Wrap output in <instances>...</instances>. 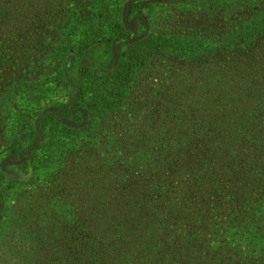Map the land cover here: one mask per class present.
I'll return each instance as SVG.
<instances>
[{"label": "trees", "instance_id": "1", "mask_svg": "<svg viewBox=\"0 0 264 264\" xmlns=\"http://www.w3.org/2000/svg\"><path fill=\"white\" fill-rule=\"evenodd\" d=\"M20 1L24 9L11 17L5 0L0 20L8 14L10 24L26 31L27 49L38 51L29 59L25 45L0 54V68L15 80L16 73L38 69L36 81L46 91L48 82L60 83L58 60L103 46L102 70L92 62L80 67L73 103L46 110L35 124L23 121L22 135L12 136L8 147L14 155L36 141L14 165L31 166L32 182L40 174L59 181L83 166L82 139L101 128L92 159L102 171V191L85 194L96 204L87 221L86 209H74L73 231L89 230L102 243L94 248L92 237L81 256L60 257L50 235L41 233L54 227L40 218L47 213L40 202L22 210L26 216L15 227H0L6 248L0 256L17 247L18 232L28 246L8 255L7 264H151L147 244L169 227L180 228L173 232L180 249L185 246V264H264V0H179L172 10L180 16L139 37L119 18L116 0ZM145 5L151 0L129 2L124 13ZM19 51L23 63L14 57ZM14 79L0 87L1 103L23 90H15ZM135 163L143 166L137 177ZM129 184L136 187L123 194ZM46 196L43 208L57 197L55 191Z\"/></svg>", "mask_w": 264, "mask_h": 264}, {"label": "rangeland", "instance_id": "2", "mask_svg": "<svg viewBox=\"0 0 264 264\" xmlns=\"http://www.w3.org/2000/svg\"><path fill=\"white\" fill-rule=\"evenodd\" d=\"M4 1L5 0H0V5H3ZM8 1H10L11 5L7 8V11L11 17L16 13H20L22 9H24V5H22V8L17 4L18 2H21L20 0ZM133 1L135 0H116V3L119 18L122 20L125 17L127 18L128 26L132 29V31H139V35H137V37L144 36L150 30H155L161 27V25H165L166 21L169 20L171 16L177 17L181 15L180 12L172 10V6L177 4L179 0H151V6L145 5L131 14L126 15L124 13L125 7L127 3ZM168 7L170 8L169 10ZM197 11L199 10L197 9ZM8 14L5 18L0 20V54L4 55L9 46H15L18 49H22L25 45L23 48L24 54L28 59L29 57H34L38 48L32 46L27 49L28 45L25 38L27 34L26 31L24 32L22 27H15L10 24ZM13 19L19 22L16 17H13ZM124 23L126 22L124 21ZM115 48L114 52L116 54L117 49ZM102 53V45L95 46L79 56L73 53H67L65 57L57 61V69L60 71V83L55 85L54 82H48L46 84V87H48L46 91H43L45 82H43L42 79H38L36 81V75L39 72L38 69L25 73V75L20 73V77H18L16 73L14 76L17 79L15 80L11 77V74L7 75L5 70L0 68V82L3 80V82L0 83V87L14 79L16 82L15 90L18 88L23 89L16 95L15 93H11L8 98H6L4 103H1L0 101V163L6 160L3 169L4 182H0V219L6 216L7 213V215H10L7 216L8 218L5 226L0 220V227H4L5 231L8 230L7 228L10 224V227H15L17 224L21 223V215L24 214L27 209L30 210L33 208V205H38L42 202L41 210L43 212L47 210V213L42 215L40 214L39 216L42 221H45L48 225H53L54 228L53 230H51V228L50 230H43L41 233L43 234L44 232V235H50V240H52L55 250H57V253H61L60 257L67 258L69 260H73L72 258L76 252L81 256L84 252L85 245L91 242L92 237L96 239L94 241V248L97 243H102V239L99 241L98 237H95L89 230L84 231L83 236L80 234H77L76 236L73 231V227L76 222V215L73 212L74 209H86L83 221H87L89 216L86 212L90 210V207H95L96 204H88L89 200H86L87 196L85 194L91 189H99L102 185V171L98 174V169L95 167L93 163L94 160L92 159V155L96 150L95 147L101 143L98 132L101 128L94 129L91 135L84 136L82 139V142H85V144H83L84 146L81 151L80 148L78 150L80 151L78 166H80V161L84 159L83 166L79 169L67 172V174L63 176V179L59 181H57L54 175H50V179L44 180L42 178V174H40L41 176L37 178L35 182H32L30 177L33 178L35 170L32 172L31 166H28L26 170L20 169L18 166L14 165L16 161L13 160V158L15 157L18 160L19 156H26L28 152L35 148L36 141L32 144H24L25 146L21 149V151L13 155V153L10 154L11 151L8 148L9 140L12 136L20 137L22 135L21 128L19 126L23 121L35 124L38 116L46 110H58L60 104L62 103H73L79 80L78 76L80 67L84 64L92 62L95 65H99V70H102ZM17 56H19L18 62L23 63V53L19 51L16 55H14V57ZM112 59L113 61H116L118 57L116 59L115 56ZM51 68H53V66ZM12 70L13 68L11 71ZM15 70L17 69L15 68ZM43 71L47 72L46 69ZM6 81L7 83H5ZM2 93L3 92L0 91V95ZM41 138L43 137H39V139ZM6 151L8 152V155H6ZM86 163L89 164L84 165ZM86 166L88 168L87 173H83L82 171ZM131 167H133V173L135 177H137L142 171L143 166L135 163L132 164ZM31 173L32 175L29 176ZM7 181L9 184L6 183ZM135 187L136 186L134 184H129L127 186L128 189H123V194L131 191ZM54 191L57 195L56 200H50L49 205L52 204L51 207L49 206L48 208H43V206L47 203V200H45V197H47L46 195L50 193L53 195ZM99 191L102 190L99 189ZM76 192L78 194L77 196L74 195ZM144 195L147 196V193ZM139 202L147 203V200L141 198V201ZM132 204H135V201H132ZM58 205H62V208L65 210H57L56 208ZM127 205L129 206L128 213H130V210L132 209L131 202ZM22 210H25V212H22ZM24 216H26V213ZM124 216V214H120L119 219ZM45 218H47V220ZM45 222L42 223V228L46 225ZM118 227L119 230H125L127 224L120 223ZM179 230L180 228L177 227L165 228L155 238L156 241L154 243L147 244V246L151 248L148 252L149 256L152 257L151 264H185L187 259L183 256V254L181 255L185 246L184 249H180L179 242L177 241V234ZM173 231H177V234ZM16 236L18 238L17 247H14L15 249L10 251L7 249L6 254L4 256H0V264H7V257L10 254L19 255L22 252H28L26 251V247L28 248L26 239H21V236L23 235L19 232ZM144 245L145 243L142 242L137 248ZM131 247L132 245H128V249H131ZM159 247L164 249L166 252H161ZM175 247L178 249L174 250ZM137 248H134L132 251H127L128 255L131 256V253H134ZM0 249L5 251V241L2 243ZM144 253H141L137 259L144 258ZM116 254L117 252L115 251L114 255ZM136 261L137 260L133 263L135 264Z\"/></svg>", "mask_w": 264, "mask_h": 264}]
</instances>
